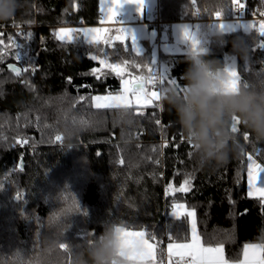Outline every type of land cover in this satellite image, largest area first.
<instances>
[{
  "label": "trees",
  "instance_id": "16d2710c",
  "mask_svg": "<svg viewBox=\"0 0 264 264\" xmlns=\"http://www.w3.org/2000/svg\"><path fill=\"white\" fill-rule=\"evenodd\" d=\"M157 2L162 22L150 23L160 34L157 42L166 23L195 19L204 59L224 69L234 55L239 89L264 92V38L256 22L264 20V0H241V18L256 28L224 32H212L210 22L217 11L219 18L231 17L232 0ZM99 18V0H0V264H91L90 246L117 226L155 235L160 259L169 233L176 241L189 238L187 216L171 214L176 201L195 211L202 243H223L229 259L239 258L246 243H264V203L247 192V154L264 164V140L232 116L226 160H206L168 103L171 92L186 91L189 60L201 50L185 45L175 53L160 51L154 61L147 39L138 55L129 38L89 45L79 29L72 42L56 38L58 26ZM118 29L106 35L114 38ZM93 55L110 63L127 60L137 75L147 76L148 69L131 65H147L184 91L165 82L158 85L164 88L158 107L97 109L91 96L118 90L121 78L105 70L96 79L92 69L100 65ZM9 63L19 66V75ZM234 117L241 123L235 134ZM186 178L190 191H176Z\"/></svg>",
  "mask_w": 264,
  "mask_h": 264
},
{
  "label": "snow or ice",
  "instance_id": "6c2138e0",
  "mask_svg": "<svg viewBox=\"0 0 264 264\" xmlns=\"http://www.w3.org/2000/svg\"><path fill=\"white\" fill-rule=\"evenodd\" d=\"M195 2V0H193ZM124 3H135L140 9L143 7V0H111L108 6L107 19L115 20L123 7ZM233 8L236 12L243 14L245 9V3L241 0H232ZM264 15V13H261ZM215 16L219 18L221 12L217 11ZM216 26L221 31H232L234 27L242 26L246 31L256 28L255 24H244V25H233L226 23H219ZM75 30L68 28L59 29L55 35L57 40L62 42H72L75 37L73 35ZM118 34L113 38L107 36L106 29L92 28L83 30V40L91 44H105L110 45L113 39L124 43L129 38V30L125 28H120L117 30ZM257 31L260 37L264 38V20H261L258 25ZM30 35V34H29ZM182 38L189 42L193 48L200 46V39L198 38V33L192 31L189 27L185 26L182 29ZM131 47L139 55L140 51L135 48V37H131ZM259 48H264V39H262L259 44ZM105 55H107L105 53ZM17 61H21V50L19 45H17V51L15 53ZM91 59L96 61L100 67H95L92 69V74L96 79H101L107 70L110 73H114L117 77L121 78V90L118 94L108 93L106 95H95L91 97L95 108L97 109H130L135 107L137 111L147 106H159L158 101L161 100L163 95V87L156 89L157 85H163L165 82L176 87L178 91H184L183 86H181L175 79L169 78L166 75L158 72H153L152 68L147 65L133 64L131 67L137 69L141 67H146L148 69V75H137L128 71L129 61L124 60L121 63H110L107 59L98 58L97 56H91ZM154 64V61H153ZM152 64V65H153ZM12 72L17 75L20 74V69L16 68L14 65H9ZM226 80L224 81L223 88L226 92H236L240 88V75L237 72L235 65L226 66L223 69ZM152 86V89L149 88ZM246 87V86H245ZM81 99H84L81 97ZM159 125L160 121L156 120ZM240 121L237 118H233L231 124V132L238 133ZM57 141L61 139L60 136H56ZM183 141V137H181ZM244 141L249 140L248 133L243 134ZM23 143H27L24 141ZM190 143V142H189ZM191 144V143H190ZM165 146H167L165 144ZM195 148V145L192 144ZM247 177H248V195L250 197L257 196L264 203V164L258 163L254 158L253 154H247ZM191 181L186 178L176 191L188 192L190 191ZM17 200H21L19 195L16 196ZM185 205L175 204L173 205V216H179V210L184 209ZM86 214V213H85ZM186 215L191 220V240L189 242H175L172 238L171 233L168 235L167 244V259L168 264H173V258H177L175 264H264V243H246L243 245L242 258L235 262H230L225 258L224 255V245L220 243L216 246H205L202 243L201 237L197 234V227L195 222V211H188ZM115 232L117 234V239L122 253L127 254V258L131 261V264H157V247L158 243L157 237L155 235H149L147 230H130L126 227H115ZM87 235V234H86ZM61 248H65V244H60Z\"/></svg>",
  "mask_w": 264,
  "mask_h": 264
},
{
  "label": "clouds",
  "instance_id": "9594fccd",
  "mask_svg": "<svg viewBox=\"0 0 264 264\" xmlns=\"http://www.w3.org/2000/svg\"><path fill=\"white\" fill-rule=\"evenodd\" d=\"M205 50L193 54L185 74L188 81L183 93L171 92L168 103L175 108L182 130L198 146L206 160L223 163L227 141L231 139L229 121L237 116L257 139L264 140V92L239 89L226 92V75L216 63L204 59ZM235 143V142H234ZM91 264H111L115 255V231L109 228L104 239L90 246Z\"/></svg>",
  "mask_w": 264,
  "mask_h": 264
},
{
  "label": "crops",
  "instance_id": "0c3cea01",
  "mask_svg": "<svg viewBox=\"0 0 264 264\" xmlns=\"http://www.w3.org/2000/svg\"><path fill=\"white\" fill-rule=\"evenodd\" d=\"M148 1L152 2L154 0H148ZM102 3L103 2H101V0H99V8L101 10H100V18H99V21L97 23H95V24H84V25H79V26H75V27L68 26V27L73 29V30L79 29L81 31V33L83 31L82 29H84L87 26L103 27V29H106V30L110 27H117L119 29L120 28L127 29V26L129 27V26H133V25H143V26L147 25L148 29L154 28L153 26H150V23L148 21L151 19L150 12L155 7L157 0H155V3L153 4V8L150 9V11H148V8L146 7V5L143 1L142 9L133 8L130 10L129 13H127V16L129 17V19L128 18L123 19V16H122L123 12H122V14L120 13L115 20H108L106 18L107 17V9H106L107 5H105V4L102 5ZM110 3H111V0H110ZM123 8L126 9V7H123ZM129 8H131V6H129ZM140 10H141V12H140L141 18L131 19L132 16L136 17ZM147 13H149V15H147ZM195 23H196L195 19L177 20V21H172L170 23H166V25H164V27H163V30H162L163 32H162V35H161L159 42H157V39H158V37H160V34L157 32V29L155 28L156 29L155 41L157 42V45L159 47L158 48L159 53H160V51H163L165 53H175V52L182 51L184 48L186 49L184 44H182L181 46H178V47L173 46V44H172L173 43V34H172L173 26H174V24H180L182 29H183V27L187 26L192 31H194L195 27H196ZM82 36H83V33H82ZM131 37L132 36L129 35L130 40H131ZM151 37H152V35H150L148 30H147V33H142V35L138 38V40L135 43V48H138L140 50L141 40H143V39L149 40V39H151ZM186 43H187V45H191L189 42H186ZM182 46H184V48ZM190 48L194 49L193 47H190ZM159 53H158V56H159ZM254 158L257 160L258 163H260L259 160L255 156H254ZM247 192H248V177H247ZM130 230H135V229H130ZM174 241L181 243V242H187L188 240H185V241L174 240ZM168 242H169V240L165 243L163 256L160 259L157 258V264H168V259H167V244H168ZM251 243H255V242H251ZM256 244H259V243H256ZM205 246H216V245H205ZM115 250H116V256H117V264H119V263L131 264V261L127 258V254L122 253V250L119 246V242H118ZM225 258L228 259L230 262H235V261H238L239 259L242 258V253H241L240 257L236 258V259H229L226 256H225ZM176 259L177 258H175V257L173 258V264H175Z\"/></svg>",
  "mask_w": 264,
  "mask_h": 264
},
{
  "label": "rangeland",
  "instance_id": "374dc122",
  "mask_svg": "<svg viewBox=\"0 0 264 264\" xmlns=\"http://www.w3.org/2000/svg\"><path fill=\"white\" fill-rule=\"evenodd\" d=\"M143 1L145 3L146 7L148 8V11H150V9L153 8V4L155 3V0L152 1V2H149L148 0H143ZM101 2H103L102 5H104V4L107 5L106 9L108 11V6L110 4V0H101ZM129 6H131V8H129ZM123 7H126V9L123 8ZM123 7L120 9V12H119V14L120 13L122 14V12H123V14H122L123 19H126V18L129 19V17L127 16V13H129L131 9H133V8H139V6L137 4H135V3H124L123 4ZM140 12H141V10L139 11V13H138V15L136 17L132 16L131 19L141 18ZM260 21L261 20L256 21L257 22V26L259 25V22ZM148 22L151 23V19ZM219 23H226V24H233V25H237V24L238 25H244V24H247V23L248 24H254L253 23V20L246 19V18H240V19L239 18L238 19L231 18V17L214 18L210 22V29H211L212 32H224V31H221L216 26V24L218 25ZM61 28L68 29L69 27L68 26H58L56 28V32L59 29H61ZM92 28H101V29H103V27H98V26H87V27H85L82 30L92 29ZM196 28H197V25H196ZM237 28L245 29L242 26L234 27V29H237ZM200 29L201 28H199L197 30H194V31H196L198 33V38L200 39V42H201L199 47L194 48L195 50H201V49H203V44H202V39L203 38L200 36ZM127 30H129V33H130V35L132 37L133 36L135 37V43L138 40V38L142 35V33H147V30H148V32L150 33V35H152L151 39H149V42L151 43V47H152L153 59H154V61H158V53H159V49L158 48L159 47L157 45V42L155 41V37H156L155 36L156 35V29H155V27L148 29L147 25L146 26H143V25H133V26H129V27L127 26ZM82 33H83V31H82ZM172 34H173V43H172L173 46L178 47V46H181L182 44H184V46L187 45L186 41L182 38V28H181L180 24H174L173 29H172ZM184 46H182V47L184 48ZM187 46L188 47L189 46L190 47H193L192 45H187ZM233 64L235 65V68H236L235 56L234 55H231V56H229L227 58L225 67L226 66H231ZM162 70H163V67H162ZM149 88L152 89L151 87H149ZM120 90H121V79H120V87H119L118 90H116V91H110V92L94 93L91 97H93L95 95H106L108 93H111V94L115 95V94H118L120 92ZM152 90H159V88L152 89ZM91 103L93 104L92 99H91ZM162 140L163 139L160 140V143H162ZM175 204H183V205H185V208L184 209L179 210V213H180L179 216L184 215V214L186 215V213L188 211H193L192 208L188 207L182 201H176V202L173 203V205H175ZM173 211H174V209H173V206H172V212L171 213H173ZM179 216H176V217H179ZM187 219H188V231H189V238H188V241L187 242H189L191 240V220H192V218H190V217L187 216ZM194 219H195V217H194ZM195 222H196V220H195ZM197 234H198V231H197ZM181 243H184V242H181ZM119 264H123V263H119Z\"/></svg>",
  "mask_w": 264,
  "mask_h": 264
},
{
  "label": "built area",
  "instance_id": "2783aa9c",
  "mask_svg": "<svg viewBox=\"0 0 264 264\" xmlns=\"http://www.w3.org/2000/svg\"><path fill=\"white\" fill-rule=\"evenodd\" d=\"M150 14H151L152 24L159 25L162 22V19L160 17L158 2L156 3L155 7L151 10ZM230 16L231 18H236V19L243 17L242 14L234 10L233 3H232V10H231ZM156 88H159V86L157 85ZM115 254H116V250H115ZM116 261H117V258L113 259L111 264H116Z\"/></svg>",
  "mask_w": 264,
  "mask_h": 264
},
{
  "label": "water",
  "instance_id": "95a60500",
  "mask_svg": "<svg viewBox=\"0 0 264 264\" xmlns=\"http://www.w3.org/2000/svg\"><path fill=\"white\" fill-rule=\"evenodd\" d=\"M147 15H149V13H147ZM9 65H14L16 68L20 69L18 65L14 64V63H9V64L7 65L9 70H11V69L9 68ZM232 121H233V120H232Z\"/></svg>",
  "mask_w": 264,
  "mask_h": 264
}]
</instances>
